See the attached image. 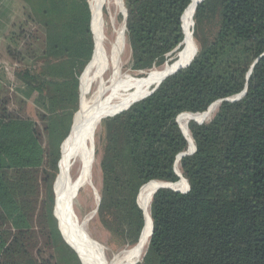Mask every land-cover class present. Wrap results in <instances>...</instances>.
Listing matches in <instances>:
<instances>
[{
	"label": "trees",
	"instance_id": "16d2710c",
	"mask_svg": "<svg viewBox=\"0 0 264 264\" xmlns=\"http://www.w3.org/2000/svg\"><path fill=\"white\" fill-rule=\"evenodd\" d=\"M86 1L75 0L71 16L57 21L55 15L69 13L67 2L37 0L46 57L67 54L71 46L85 48L89 57L93 29ZM190 1L123 0L132 71L147 75L173 62ZM193 20L195 40L205 38L190 64L104 123L97 214L103 227L135 245L144 227L136 203L141 187L179 182L175 162L189 143L178 116L205 113L221 101L208 122L188 123L195 152L181 158L178 171L189 191L159 189L152 196V234L142 264H264V0H205ZM212 22L214 32L205 34ZM6 52L21 58L9 47ZM18 78L44 96L51 113L54 106L77 110L66 80L56 85L46 72L27 70ZM244 90L238 101H226ZM1 93L0 86V264H58L60 251L65 263H78L57 229L50 186L67 135L56 134L63 115L23 119Z\"/></svg>",
	"mask_w": 264,
	"mask_h": 264
},
{
	"label": "bare ground",
	"instance_id": "6f19581e",
	"mask_svg": "<svg viewBox=\"0 0 264 264\" xmlns=\"http://www.w3.org/2000/svg\"><path fill=\"white\" fill-rule=\"evenodd\" d=\"M201 1L192 0L183 13L182 50L173 62L165 64L162 68L151 70L147 77L141 78L124 92L120 87L125 79L122 69L125 64L123 55L127 50V41L124 23L117 21L118 16H123L124 19V7L121 5V0H88L95 32L98 36L95 53L99 51L100 55L94 70H89L83 80V88L93 80L94 89L90 94L83 95L80 109L73 118L71 134L61 148L55 207V216L60 232L64 235L63 239L65 238L76 246L82 255L65 239L64 241L79 253L84 264H138L147 252L151 234L150 203L154 191L162 185L161 182L154 181L146 184L138 196V205L144 214V227L139 241L132 247H127L114 254L110 262L105 261L103 246L91 238L87 230L94 211L84 217V232H82L76 221L74 200L78 191L85 193L89 189L93 194V210L98 204L99 197L93 183L92 173L96 165V140L100 135L103 121L146 96L165 76L189 63L195 55L197 48L193 40V18L196 7ZM102 4L112 25L114 37L108 44L100 29ZM104 75H106L105 78H103ZM217 109V104H213L205 113H183L178 116L179 127L189 143L187 151H191L194 145L188 130L189 121L195 119L206 123L215 115ZM170 187L183 192L187 189V183L180 180Z\"/></svg>",
	"mask_w": 264,
	"mask_h": 264
},
{
	"label": "rangeland",
	"instance_id": "374dc122",
	"mask_svg": "<svg viewBox=\"0 0 264 264\" xmlns=\"http://www.w3.org/2000/svg\"><path fill=\"white\" fill-rule=\"evenodd\" d=\"M65 1L67 2V9L69 13L68 14H66V12L60 13V17H58V15H55L54 17L57 21L64 20V18L71 16V12H72L71 3H74L75 0H65ZM122 1L123 0H121V5L122 7H124ZM20 2L23 5V13L21 17L22 19L15 32V35L18 34L20 31L23 32V35L20 34L21 37L17 36L15 39H12L10 41L9 48H11L12 50H16L17 53L19 52L21 54V58L18 60H14L10 56H8L6 51L5 52L1 51L0 53V86L2 91L1 94L2 96H8V98H10V104L8 105L9 110L17 112L20 115V117L23 119L38 123L39 122L38 114L40 113L48 114L49 118L51 119L55 114H59L58 116L63 115L64 120L62 122L61 130L58 129V131L56 132V134H60V137H63L67 132L66 137L62 141L63 143L66 140L67 136H69L70 132L72 131L73 118L76 112L80 109V106L83 101V95L90 94L95 86V83L92 80L87 84L85 88H83L84 77L87 75L89 70L91 69L94 70V67L100 55L99 51L95 53V44L98 41V36L96 35L95 32V26L93 24L91 17L92 29H93V37H92L93 49L91 50L89 57L85 48H82L80 52H77L71 46V50L67 54H61L58 57L52 56L51 58H48L43 53L44 35L42 28L38 24L39 23L38 20L41 19L42 17V5L38 4L37 0H20ZM86 2L88 5V9L90 11V16H92L91 9L88 4V0ZM51 17H53V13L48 16V19L51 20ZM117 21L119 23L122 22L123 16H118ZM88 27H89V33L91 34L90 21ZM100 29L103 36L107 39L106 43L107 44L110 43L114 38L112 34V25L108 19V15L104 9L103 4L101 6ZM210 31H212V33L214 32L213 22L206 25L203 32L205 34H209ZM203 38H205V36H202L201 34L198 40H195V38L193 37L197 49L198 47L202 46ZM123 60L125 61L124 62L125 64L122 69V74L125 77V79L121 83L120 88L121 91L126 92L125 90L130 89L129 86H133L141 78L147 77L148 74L146 75L142 72H134L130 69L128 45H127V50L123 55ZM171 60L173 59L172 58L169 59L170 62ZM160 68H162V66ZM24 70L30 71L32 73H36L38 75H42L43 73L46 72V74H48L49 80L51 82H54L56 85L62 84V82L66 80V82H68L69 84L68 87L70 93L75 95V99L78 104L77 110H72L73 112H71L70 111L72 106L71 105L68 106L69 110L65 112H63L60 106L58 107L54 106V108H56L54 114L48 111L49 103L47 102V100L44 99V96L42 97L36 91L30 90L18 78V74L22 73ZM105 77L106 75L103 76V78ZM50 89L52 91H55L56 87L52 86L50 87ZM80 99H81V104H80ZM70 113L71 115H69ZM109 118L103 121L101 125L100 135L96 140V159H95L96 165L92 174H93V183L96 188L98 197L100 196V192L102 188V175L99 167V162L105 141V134H103V128H104V123ZM53 174L54 177L52 179L50 186L53 197L54 199H56V184L59 174V169L57 168V166H56V171ZM92 195H93L92 192H90V190L88 189L85 191V193H81V191L80 192L78 191V194H76L75 196L74 211L77 217L76 221L78 227L82 232H84V217L88 214L90 215L96 209L95 208L93 210L94 200ZM55 207L56 204L54 200V208ZM53 214L55 217L54 209H53ZM55 220L57 223L56 217ZM87 230L90 234V237L95 239L103 246L104 254H105L104 256L106 259L105 261L107 262H110L114 254L118 253L119 251L127 247H132V245L129 244V241L127 242V239L124 238V236H122L119 231L110 232L105 227H103L97 213L95 215L93 214L92 219L89 221L87 225ZM62 236L64 237L63 234ZM62 241L66 245H68L67 243L71 244L73 247H75V249L78 250V248L69 241L66 240L67 243L63 239ZM78 251L80 252V250ZM65 255L66 253L63 252L61 253L60 251L58 255L59 258L58 264H73L71 263L72 261H70V259L68 263L67 262L65 263L63 261L66 258ZM77 260L78 263L74 262V264H83L82 259L79 256H77ZM142 262L143 260L138 264H142Z\"/></svg>",
	"mask_w": 264,
	"mask_h": 264
},
{
	"label": "crops",
	"instance_id": "0c3cea01",
	"mask_svg": "<svg viewBox=\"0 0 264 264\" xmlns=\"http://www.w3.org/2000/svg\"><path fill=\"white\" fill-rule=\"evenodd\" d=\"M23 13L20 0H0V53L7 51ZM17 35V34H16Z\"/></svg>",
	"mask_w": 264,
	"mask_h": 264
},
{
	"label": "water",
	"instance_id": "95a60500",
	"mask_svg": "<svg viewBox=\"0 0 264 264\" xmlns=\"http://www.w3.org/2000/svg\"><path fill=\"white\" fill-rule=\"evenodd\" d=\"M192 1V0H191ZM190 1V2H191ZM205 0H202L201 2H199V4L198 5H200L202 2H204ZM123 2V1H122ZM123 6H124V4H123ZM126 17H127V14H126V9H125V7H124V19H123V23H124V28H125V31H126ZM181 22H182V18H181ZM182 26V25H181ZM182 30H183V27H182ZM196 53H197V50H196ZM196 53H195V55H196ZM194 55V56H195ZM194 56L192 57V59L189 61V63H187L186 65H184L183 67H179V68H176L172 73H170V74H168L167 76H165L146 96H144V97H142L140 100H142V99H144V98H146V97H148L149 95H151L152 93H153V91L160 85V83L164 80V79H166L167 77H169V76H171V75H173L174 73H176L177 71H179V70H181V69H184L185 67H187L189 64H190V62L193 60V58H194ZM245 94V90L241 93V94H239V95H237V96H234L233 98H230V99H227L226 101H238L239 99H241V97L243 96ZM140 100H138V101H140ZM138 101H135V102H138ZM134 102V103H135ZM220 103H221V101H217V102H215V103H213V104H217V106L219 107V105H220ZM212 104V105H213ZM211 105V106H212ZM131 106V105H130ZM129 106V107H130ZM129 107H127L126 109H128ZM126 109H124V110H122V111H120V112H118L117 114H119V113H121V112H123V111H125ZM208 110V109H207ZM117 114H115V115H117ZM114 115V116H115ZM193 122H195V121H193ZM195 123H197V124H203L204 122H200V123H198V122H195ZM179 129H180V127H179ZM181 130V129H180ZM181 133H182V131H181ZM182 135H183V133H182ZM183 137L185 138V136L183 135ZM186 139V138H185ZM66 141V140H65ZM64 141V142H65ZM63 142V143H64ZM62 143V144H63ZM61 148H62V145H61V147H60V153H61ZM195 152V145H193V148H192V150L191 151H186L185 153H181L180 155H178L177 156V159H176V162H175V172H176V174L178 175V177H179V181L180 180H184L186 183H187V181L185 180V179H183L182 177H181V175H180V173H179V171H178V163H179V161L181 160V158L182 157H185V156H188V155H192L193 153ZM152 182H154V181H152ZM155 182H158V181H155ZM150 183V182H149ZM162 183V185H160L159 187H157V189L154 191V193H153V195L159 190V189H170V190H172V191H174V192H177V193H181V194H185V193H187L188 191H189V185H188V183H187V190L185 191V192H180V191H176V190H174V189H172L171 187H170V185H174V184H176V183H174V184H172V183H164V182H161ZM144 186H146V185H144ZM144 186H142L141 187V189L139 190V193H138V196H139V194H140V192H141V190H142V188L144 187ZM152 195V196H153ZM138 196H137V200H136V203H137V206H138V208L140 209V207H139V205H138ZM152 199V198H151ZM99 203H100V198H98V204H97V206H96V209L94 210V215L97 213V209H98V206H99ZM141 210V209H140ZM142 211V210H141ZM143 213V212H142ZM143 216H144V214H143ZM151 220V219H150ZM151 223H152V221H151ZM57 228H58V231H59V233H60V236L62 237V239H63V236H62V234H61V232H60V229H59V226H58V222H57ZM143 230V229H142ZM142 232V231H141ZM151 234H152V225H151ZM140 236H141V233H140ZM140 236H139V239H140ZM138 239V240H139ZM64 240V239H63ZM73 249V248H72ZM74 250V249H73ZM75 251V250H74ZM75 253L81 258V256L78 254V252L77 251H75Z\"/></svg>",
	"mask_w": 264,
	"mask_h": 264
}]
</instances>
